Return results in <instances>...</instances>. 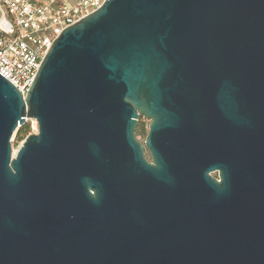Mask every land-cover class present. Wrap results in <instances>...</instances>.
<instances>
[{"label": "water", "instance_id": "95a60500", "mask_svg": "<svg viewBox=\"0 0 264 264\" xmlns=\"http://www.w3.org/2000/svg\"><path fill=\"white\" fill-rule=\"evenodd\" d=\"M46 54L0 76V264H264V0H106Z\"/></svg>", "mask_w": 264, "mask_h": 264}, {"label": "built area", "instance_id": "2783aa9c", "mask_svg": "<svg viewBox=\"0 0 264 264\" xmlns=\"http://www.w3.org/2000/svg\"><path fill=\"white\" fill-rule=\"evenodd\" d=\"M105 1L0 0V76L24 97L53 41Z\"/></svg>", "mask_w": 264, "mask_h": 264}, {"label": "rangeland", "instance_id": "374dc122", "mask_svg": "<svg viewBox=\"0 0 264 264\" xmlns=\"http://www.w3.org/2000/svg\"><path fill=\"white\" fill-rule=\"evenodd\" d=\"M34 121L35 120L31 118H27L26 122L21 127H17V129L14 131V134L10 139V146L12 147V153L16 152L20 148V145L22 144L26 136L37 133L36 131L37 127L36 125H34ZM148 124H149V120L142 116L139 118L137 122V126L135 129V138L140 143L144 142L146 133L148 131L147 128ZM145 157L150 159L147 153H145ZM212 175L214 177H217L216 174H212Z\"/></svg>", "mask_w": 264, "mask_h": 264}, {"label": "bare ground", "instance_id": "6f19581e", "mask_svg": "<svg viewBox=\"0 0 264 264\" xmlns=\"http://www.w3.org/2000/svg\"><path fill=\"white\" fill-rule=\"evenodd\" d=\"M33 120H34V119H33ZM34 125H36V121H34ZM16 152H17V151H16ZM16 152L12 153V156H14Z\"/></svg>", "mask_w": 264, "mask_h": 264}, {"label": "flooded vegetation", "instance_id": "af4514ba", "mask_svg": "<svg viewBox=\"0 0 264 264\" xmlns=\"http://www.w3.org/2000/svg\"><path fill=\"white\" fill-rule=\"evenodd\" d=\"M141 116H139V118H140ZM139 120V119H138ZM143 144V143H142ZM144 145V144H143Z\"/></svg>", "mask_w": 264, "mask_h": 264}]
</instances>
